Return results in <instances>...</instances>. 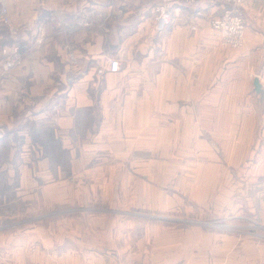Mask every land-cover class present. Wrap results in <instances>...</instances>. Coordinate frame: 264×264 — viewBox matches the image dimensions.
<instances>
[{
    "label": "rangeland",
    "instance_id": "374dc122",
    "mask_svg": "<svg viewBox=\"0 0 264 264\" xmlns=\"http://www.w3.org/2000/svg\"><path fill=\"white\" fill-rule=\"evenodd\" d=\"M87 4L81 26L69 30L76 49L67 55L79 61L69 59L70 83L81 66L73 37L93 15L108 36L126 14L108 12L103 22L107 12ZM112 62L119 72L123 61L114 57L96 76ZM112 101L92 123L57 114L55 132L23 134L19 146L9 140L0 150V264H264L263 130L240 156L235 144L249 139L229 125L181 124L171 110L164 120L157 104L148 115L144 99L130 110Z\"/></svg>",
    "mask_w": 264,
    "mask_h": 264
},
{
    "label": "crops",
    "instance_id": "0c3cea01",
    "mask_svg": "<svg viewBox=\"0 0 264 264\" xmlns=\"http://www.w3.org/2000/svg\"><path fill=\"white\" fill-rule=\"evenodd\" d=\"M133 1L7 0L19 38H12L0 27L2 153L8 150L9 140H17L19 144L11 145L19 146L23 134L35 131L34 137L43 139L42 134L55 132L50 123L55 124L57 114L96 121L97 109H103L109 97L122 110L135 108L144 99L148 115L157 104L164 109L160 111L164 120L170 119L171 110L181 124L229 125L226 131L248 137V144H235L240 156L248 153L247 147L259 130L264 133V0L246 4L248 29L240 50L220 46L208 23L216 13L209 0L197 8L172 7V22L161 33L154 32V18L143 21L142 14L152 11L150 0L148 6ZM86 3L97 13L105 11L114 17L123 10L126 14L121 19L127 21L116 25L121 19H113L104 37L98 27L101 19L90 17L87 27L73 37L81 48V66L70 83L74 70L65 42L72 39L69 28L82 22L79 9ZM197 10L204 15L195 16ZM190 25L198 29L192 31ZM149 35L153 39L145 45L141 38ZM15 41L29 51L19 67L6 73L2 51ZM114 57L123 61L121 70L98 78V66ZM257 78L260 92L254 84ZM32 181V187L42 185L39 180Z\"/></svg>",
    "mask_w": 264,
    "mask_h": 264
},
{
    "label": "built area",
    "instance_id": "2783aa9c",
    "mask_svg": "<svg viewBox=\"0 0 264 264\" xmlns=\"http://www.w3.org/2000/svg\"><path fill=\"white\" fill-rule=\"evenodd\" d=\"M208 0H150L154 9L155 29L157 33L163 32L172 22V7H201ZM248 0H209L210 5H214L216 13L209 17L208 21L211 29L219 38V44L222 47H228L231 49H242L245 45V39L247 34V17L245 14V6ZM86 15H93L94 11L91 8L85 7ZM83 11V9H82ZM204 13L200 10L195 12V16H203ZM110 16L108 13H103L101 18L103 22L105 17ZM83 18V17H82ZM101 22V24H103ZM84 23V22H83ZM79 25L69 28L70 31H75L81 26ZM79 26V27H78ZM0 27L7 29L9 35L12 38H19V30L12 23L11 14L7 6V0H0ZM191 30H197L195 25L191 26ZM65 49L68 52L76 49L75 44H71L68 41L65 42ZM29 48L23 45L20 41H15L14 44L5 48L2 51L4 57L3 70L9 73L13 69L19 67L25 55L28 53ZM71 64L77 65L78 60L74 53L69 54ZM111 71H99V75L103 76L107 73H117L118 62H112L110 65ZM73 80V79H72ZM69 82H72L69 80Z\"/></svg>",
    "mask_w": 264,
    "mask_h": 264
},
{
    "label": "water",
    "instance_id": "95a60500",
    "mask_svg": "<svg viewBox=\"0 0 264 264\" xmlns=\"http://www.w3.org/2000/svg\"><path fill=\"white\" fill-rule=\"evenodd\" d=\"M254 84H255L256 91L257 92H260L261 85H260V82H259V79L258 78L255 80V83Z\"/></svg>",
    "mask_w": 264,
    "mask_h": 264
}]
</instances>
